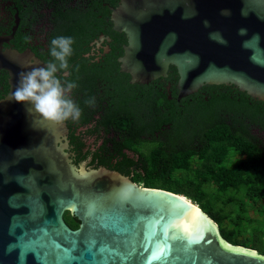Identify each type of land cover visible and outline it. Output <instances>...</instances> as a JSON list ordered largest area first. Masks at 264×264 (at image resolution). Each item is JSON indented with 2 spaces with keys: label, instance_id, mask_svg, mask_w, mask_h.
<instances>
[{
  "label": "water",
  "instance_id": "1",
  "mask_svg": "<svg viewBox=\"0 0 264 264\" xmlns=\"http://www.w3.org/2000/svg\"><path fill=\"white\" fill-rule=\"evenodd\" d=\"M109 10L112 30L126 37L117 61L130 84L174 67L177 100L225 85L264 102V0H119ZM45 66L30 50L0 48L9 77L0 100V264H264L257 251L223 241L185 196L75 165L66 124L12 99L20 73Z\"/></svg>",
  "mask_w": 264,
  "mask_h": 264
},
{
  "label": "trees",
  "instance_id": "2",
  "mask_svg": "<svg viewBox=\"0 0 264 264\" xmlns=\"http://www.w3.org/2000/svg\"><path fill=\"white\" fill-rule=\"evenodd\" d=\"M51 6L62 0H46ZM83 1V0H82ZM118 0H95L89 5L83 2L76 6L59 7L56 13L57 26L46 43V50L38 53L39 59L48 64L51 40L56 37H70L73 54L69 58L68 76L65 81L74 82L77 87L72 93L77 94V105L81 116L75 123L65 121L69 129L68 140L75 153L74 162L90 159L94 168L103 166L131 177L135 183L147 174L151 167L154 172L163 171V176L176 169L188 170L189 161L198 157L200 163L191 171L193 179L184 178L165 185L147 182L144 187L162 189L183 195L197 204L213 221L220 224L221 216L212 207L207 206L199 197L196 179L207 177L219 190H232L247 186L251 198L264 204V102L253 99L234 86L205 85L197 92L177 100V73L170 67L167 78H160L148 84H130L128 74L120 72L117 58L122 55V45L126 43L124 34L112 30L110 10ZM65 4V3H64ZM66 5V4H65ZM20 8V5L17 4ZM99 35L109 36L110 52L98 62L85 57L92 40ZM63 72H59L61 74ZM214 92L212 98L204 100L202 93ZM202 94V95H201ZM170 96V98H169ZM85 101H93L92 104ZM100 114V120L87 133L114 136L121 130L118 125L126 123L121 130L122 138L114 147L103 144L95 151L87 150L83 133L77 129L85 128ZM151 136V149L146 161L134 166L122 149H129L140 143L141 135ZM110 145V144H109ZM232 150L243 156L236 168L222 167L228 152ZM66 214H69L66 212ZM64 220L72 229L79 221L69 214ZM223 238H227L224 229H220ZM243 242L235 245H243ZM254 250L262 253L259 244Z\"/></svg>",
  "mask_w": 264,
  "mask_h": 264
},
{
  "label": "flooded vegetation",
  "instance_id": "3",
  "mask_svg": "<svg viewBox=\"0 0 264 264\" xmlns=\"http://www.w3.org/2000/svg\"><path fill=\"white\" fill-rule=\"evenodd\" d=\"M93 1L95 0H62L54 4L55 6H51V4H49L46 0H0V37H9L12 35L8 42L2 43L0 45L1 50L12 49L17 50L18 52L30 50L34 57L39 59L37 54L42 53V48H44L45 50L47 49L46 43L48 41V38L57 26L56 13L59 7L70 6L72 9L79 10L76 6L83 4V2L86 3V5H89ZM17 4L20 5V8L17 7ZM110 7L111 6H108V8ZM101 36L104 37L103 40L100 39ZM106 38H108L109 40H107ZM110 43L111 39L109 36L99 35L98 38L90 42L89 49L85 54V57H91L94 61L98 62L103 56L110 52V48L108 46ZM126 44L127 43L122 45V55L123 47ZM67 76L68 72L67 74H65L64 72L61 74L58 73V77L62 80V82L65 81L64 78H66ZM8 79V73L5 70H0V100L3 99L9 91ZM202 94L206 95L204 100H208V98L210 99L215 95L213 91L208 93L203 92ZM70 95L71 98L77 103L79 99L78 95L72 92ZM94 117L95 118L93 119V121L90 122V124H88L85 128L77 129L76 131V133L79 135L83 133V136H85L86 139H98V144L94 143L90 146L86 145L87 150L95 151L97 148L99 149L103 144H106L104 141L107 142V146L114 147L113 145H111L112 143L109 142L114 138L116 142H120L122 138L121 130L125 129L126 127L125 122L119 123L118 127L121 130L117 132L116 136H114L112 133L105 134L104 132L88 135L87 131L90 128H93L96 125L97 121L100 120V114L94 115ZM70 122L75 123V121L73 120ZM64 123L66 124V122ZM150 140L151 136L149 134L141 135L139 137L140 143H135V145L131 146L129 149H122V152L135 163V167L141 165V161H146V158H148V153L151 149ZM68 153L71 155L70 157L74 164L78 165L79 163H81L74 162L76 158L70 142ZM82 162H87V168H94V166L96 165V163L91 162L90 159L84 160ZM142 171L143 170H139L136 167L135 170L132 171L131 177L137 172L142 173ZM143 175H145V173H143ZM131 177L129 178L131 179Z\"/></svg>",
  "mask_w": 264,
  "mask_h": 264
},
{
  "label": "rangeland",
  "instance_id": "4",
  "mask_svg": "<svg viewBox=\"0 0 264 264\" xmlns=\"http://www.w3.org/2000/svg\"><path fill=\"white\" fill-rule=\"evenodd\" d=\"M86 145L90 146L94 143L98 144V139L90 138L85 139ZM243 156L230 150L226 159L221 164L222 167L227 169H235ZM189 169L181 170L176 169L169 173L168 176H163V171L160 173L154 172L150 167L148 173L143 176L136 184L144 187L147 182L154 184L165 185L172 181H181L184 178L193 179L191 171H193L200 163L198 157H193L189 161ZM77 165V164H75ZM87 168V162L78 164ZM196 179L198 183L199 197L204 204L212 207L215 211L219 212L221 216L220 224L213 221L201 208H198L207 217L213 221V226L217 230L220 238L232 246H240L242 248L256 251L254 247L259 244L262 253L258 254L264 256V204L261 200L251 198L247 194V186H240L232 190H219L216 188L215 183L207 179ZM220 229L225 230L227 238H223ZM243 242V245H235L236 243Z\"/></svg>",
  "mask_w": 264,
  "mask_h": 264
},
{
  "label": "clouds",
  "instance_id": "5",
  "mask_svg": "<svg viewBox=\"0 0 264 264\" xmlns=\"http://www.w3.org/2000/svg\"><path fill=\"white\" fill-rule=\"evenodd\" d=\"M73 43L70 37L52 39V61L45 67L20 73L19 83L12 93V99L16 103L30 106L43 119L53 124H63L70 119L76 121L81 116L80 107L70 95L77 85L74 82H62L58 77L59 72L67 74ZM85 103L92 104L93 101Z\"/></svg>",
  "mask_w": 264,
  "mask_h": 264
},
{
  "label": "bare ground",
  "instance_id": "6",
  "mask_svg": "<svg viewBox=\"0 0 264 264\" xmlns=\"http://www.w3.org/2000/svg\"><path fill=\"white\" fill-rule=\"evenodd\" d=\"M188 200V199H187ZM187 200H186V202H187ZM190 209H192V210H194L195 212H197L198 213V208H197V206L194 204L193 205V207H191Z\"/></svg>",
  "mask_w": 264,
  "mask_h": 264
},
{
  "label": "snow or ice",
  "instance_id": "7",
  "mask_svg": "<svg viewBox=\"0 0 264 264\" xmlns=\"http://www.w3.org/2000/svg\"><path fill=\"white\" fill-rule=\"evenodd\" d=\"M157 259H159L160 257H156ZM45 264H47V262H45Z\"/></svg>",
  "mask_w": 264,
  "mask_h": 264
}]
</instances>
